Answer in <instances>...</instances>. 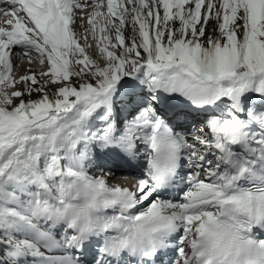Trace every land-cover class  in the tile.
<instances>
[{
  "label": "bare ground",
  "instance_id": "1",
  "mask_svg": "<svg viewBox=\"0 0 264 264\" xmlns=\"http://www.w3.org/2000/svg\"><path fill=\"white\" fill-rule=\"evenodd\" d=\"M14 1L0 3V239L3 241L2 226L11 213L3 205L11 202L6 194L11 179L35 183L33 175L47 178H41L46 190L41 196V204L52 198L55 204L68 207V198L76 195L72 190L65 195L56 184L54 177L60 167L56 169L55 157L62 156L67 142L75 141L76 128L85 130L97 120L96 115L105 105L112 103L115 106L113 101L118 99L129 101L130 97L124 94L131 90L126 88L127 82L149 83L154 76L162 98L168 92H179L182 98L187 95V99L196 104L226 105L225 110L218 108L209 113L214 116L212 123H215L211 140L188 144L189 163L206 172L201 173L200 180L193 185L190 200L181 199L177 203L152 201L147 205L152 200L151 196L146 198L148 190L136 192L131 199L142 213L170 214L182 227L180 236L173 238L176 245L171 244L178 251L179 264L196 259L190 247L203 230L209 213L190 216L183 211L187 205L214 202L220 193L210 171L217 167V162L204 165L199 157L216 155L220 144L230 141L224 139L227 135L233 138L247 129L251 122L241 104L246 102L250 106L252 101H249L248 91H254V88H257L255 91L263 90L257 93L264 95V69L248 71L242 63L239 68L232 64L215 71L213 61L200 62L198 56L192 55V48H197L199 41L205 38L215 42L213 50L216 51L218 45H228L236 39L246 50L251 33L257 42L264 40L262 12L256 13L255 21L248 22L247 0H27L37 14L34 15L28 8L23 12L22 6ZM262 1L255 0L256 3ZM162 2H165L164 7ZM104 9L112 30L110 40H105ZM4 20V23L11 21L12 25L4 26ZM256 20L262 21L259 29ZM87 39L93 44L92 58L86 55L88 44L84 47V42ZM173 43L177 47L171 57L169 50ZM28 46L44 51L47 61L69 80L45 81L35 74L29 63L19 65L17 53H22ZM16 63L20 71L15 79L12 73ZM48 68L43 72L49 71ZM13 82L18 85L10 95L6 87L8 84L13 86ZM141 88L145 90L143 86ZM257 93L252 94L256 103L262 101L255 95ZM261 108L264 110V104ZM200 114L204 115V112ZM256 133L259 132H253L248 139L250 145H258L256 142L261 136L257 137ZM244 135L250 136V132ZM119 152L120 148L115 145L111 154ZM84 157L88 159L87 155ZM79 171L89 178L94 177L85 174L81 168ZM103 180H93L98 192L103 187ZM63 182L68 184L69 180ZM122 190L126 191L118 187L113 191ZM135 206L118 205L124 213L140 214L135 212Z\"/></svg>",
  "mask_w": 264,
  "mask_h": 264
},
{
  "label": "rangeland",
  "instance_id": "2",
  "mask_svg": "<svg viewBox=\"0 0 264 264\" xmlns=\"http://www.w3.org/2000/svg\"><path fill=\"white\" fill-rule=\"evenodd\" d=\"M102 5H104V4H102ZM164 5H165V2H162L163 7H164ZM247 5H248V8L250 9L248 22H249V20L255 21L256 13L258 11L262 12V14L264 16V1H262L260 3H256L255 0H247ZM105 9H104V13H103L104 15L102 18V22L104 24L103 28L106 29L105 32H107V37H105V40H107V39L110 40L111 39L110 33H112V30H111V27L109 25V19H108V16H107ZM4 22H5V20L3 21V25L6 27L12 25L11 21L6 22V23H4ZM256 23L258 24L257 25L258 29L262 27V21L260 22L259 20H256ZM204 39L199 41L198 47H197L198 49L194 48V47L192 48V55L198 56L200 58V62L209 63L210 61H213L212 64H213V69L215 71H220L222 68L225 69L232 64H234V66L237 65L236 67L239 68V64H242V63H245L244 69H246L248 71L256 72V71H259L261 69H264V40L257 42L255 40V36L253 33H251L250 39H249V41H247L248 45H247V42L244 44L245 47L247 45L246 50H243L241 48V46L236 42V39H234V40H231L228 43V45H223V44L218 45L216 47V51H214L213 49H215V42L212 40H207V39L204 40ZM85 45H87V49H88V50L86 49V51H88V53H86V55L89 56L90 58H92V54L94 52L93 51L94 49H93V44H92L91 39H89V40L87 39L84 42V47H85ZM162 47L165 50L164 44H162ZM176 47H177V45L175 43H173V45H171V48L169 50L171 57H174ZM37 52L38 51H36L35 48H32L30 46L26 47L22 51V53H21V51L18 52L17 57L19 58V65H21L23 63H29V65L32 67L31 69L35 72V74L39 78H41L42 80H45V81H54V80L55 81H57V80L58 81H66V80H69V78H67V76L63 75L62 73L56 77L55 76L53 77L54 73L52 74L51 71L49 73H48V70H45L43 72V69H46V67L48 66L47 61H46L45 55L43 53H37ZM35 54H39L40 57H37V55H35ZM19 65L16 63V65L13 66V73L12 74H13V77H15V79L17 77H19V73H18L19 72ZM11 80H12V78H11ZM155 81H156V77L153 76V77H151L149 83L140 82L138 80H134V81L130 80L129 82H127L125 84V86L127 84L133 86V84H130V83H134L136 88L139 89V88H141V86H143V89H145L146 88L145 86L148 85L146 90L151 91V90H153L152 86L154 87ZM12 85L13 86L8 84L6 87V91L10 95H11V92L13 91V89L16 88L18 83L13 82ZM170 85H172V83H170ZM154 88L157 89L158 87H154ZM256 89L257 88H254V91H252V90L248 91V93L250 95L248 97L249 101H252V102L254 101L252 94L257 93V92H263V90L255 91ZM6 91L4 93H6ZM255 95L258 96V98L260 96H262L261 100L264 101V95L262 93H257ZM12 96H13V94H12ZM186 98H187V95H186ZM255 104H256V99L254 101V105ZM220 107L222 110H224V105H221ZM256 112H260V110L258 111V109H257V110H255V113ZM215 114H218V113H215ZM259 117H260V121H263L264 115L260 114Z\"/></svg>",
  "mask_w": 264,
  "mask_h": 264
}]
</instances>
